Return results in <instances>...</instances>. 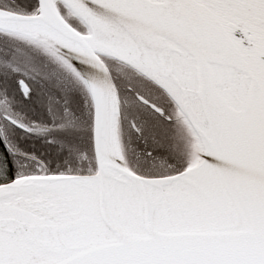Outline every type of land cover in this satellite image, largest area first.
Masks as SVG:
<instances>
[{
    "label": "snow or ice",
    "instance_id": "obj_1",
    "mask_svg": "<svg viewBox=\"0 0 264 264\" xmlns=\"http://www.w3.org/2000/svg\"><path fill=\"white\" fill-rule=\"evenodd\" d=\"M0 264H264V0H0Z\"/></svg>",
    "mask_w": 264,
    "mask_h": 264
}]
</instances>
